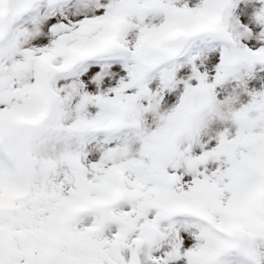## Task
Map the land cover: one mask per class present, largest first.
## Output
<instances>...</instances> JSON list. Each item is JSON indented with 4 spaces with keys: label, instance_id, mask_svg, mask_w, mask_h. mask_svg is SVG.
<instances>
[{
    "label": "snow or ice",
    "instance_id": "snow-or-ice-1",
    "mask_svg": "<svg viewBox=\"0 0 264 264\" xmlns=\"http://www.w3.org/2000/svg\"><path fill=\"white\" fill-rule=\"evenodd\" d=\"M0 264H264V0H0Z\"/></svg>",
    "mask_w": 264,
    "mask_h": 264
}]
</instances>
